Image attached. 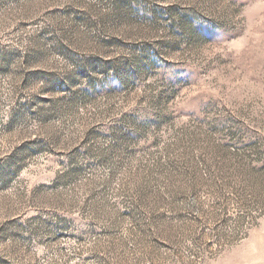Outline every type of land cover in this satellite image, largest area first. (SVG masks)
<instances>
[{"label": "rangeland", "instance_id": "1", "mask_svg": "<svg viewBox=\"0 0 264 264\" xmlns=\"http://www.w3.org/2000/svg\"><path fill=\"white\" fill-rule=\"evenodd\" d=\"M0 264H264V0H0Z\"/></svg>", "mask_w": 264, "mask_h": 264}]
</instances>
